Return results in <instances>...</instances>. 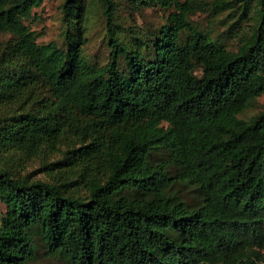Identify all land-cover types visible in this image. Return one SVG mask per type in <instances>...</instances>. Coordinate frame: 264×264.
<instances>
[{
  "label": "trees",
  "instance_id": "obj_1",
  "mask_svg": "<svg viewBox=\"0 0 264 264\" xmlns=\"http://www.w3.org/2000/svg\"><path fill=\"white\" fill-rule=\"evenodd\" d=\"M43 1L0 0V264L39 246L68 264H264V111L240 117L264 94V0H213L206 23L196 0H142L174 8L151 31L97 0L104 62L84 52L89 0H63L40 43L25 22ZM35 158L50 180L19 175Z\"/></svg>",
  "mask_w": 264,
  "mask_h": 264
},
{
  "label": "rangeland",
  "instance_id": "obj_2",
  "mask_svg": "<svg viewBox=\"0 0 264 264\" xmlns=\"http://www.w3.org/2000/svg\"><path fill=\"white\" fill-rule=\"evenodd\" d=\"M184 1V0H180ZM213 0H196L195 6L189 15L191 20H198L206 23L212 14L211 4ZM63 0H44L43 3L32 10L31 18L25 23L36 34V40L40 43L55 39L61 29V8L60 5ZM115 14L117 20L126 28H135L138 31H151L165 22V17L174 8L160 9L151 3H144L142 0H114ZM88 7L90 10V17L88 23V30L90 40L84 48L85 53L94 55L100 62H104L108 49L103 39L104 33L102 29L103 18L97 0H89ZM225 12L219 13L217 16L221 17ZM228 21L223 22V26L217 27L216 32L221 31ZM244 24V23H243ZM248 25L247 22H245ZM215 32V33H216ZM234 32L228 34L226 43L230 49L235 48ZM10 40L9 35L0 34V44H4ZM196 74L199 73L197 69ZM264 111V94L257 97L247 109L240 115L242 118H248L254 114ZM53 157H49L46 161H53ZM19 175H30L31 180H50L48 170L43 167V162L39 158L26 160L18 168ZM171 193L176 194L179 198H183L187 202H196L198 199L197 192L188 186L177 183L170 188ZM3 207L0 206V212ZM32 264H68L66 260L58 255H51L45 253L42 247H38L37 255L32 260Z\"/></svg>",
  "mask_w": 264,
  "mask_h": 264
}]
</instances>
